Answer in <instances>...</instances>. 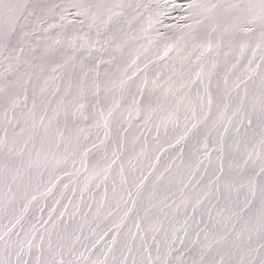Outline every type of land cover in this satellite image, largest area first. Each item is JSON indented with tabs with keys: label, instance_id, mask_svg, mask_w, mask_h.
I'll return each mask as SVG.
<instances>
[{
	"label": "snow or ice",
	"instance_id": "snow-or-ice-1",
	"mask_svg": "<svg viewBox=\"0 0 264 264\" xmlns=\"http://www.w3.org/2000/svg\"><path fill=\"white\" fill-rule=\"evenodd\" d=\"M142 7L0 0V264H264V0Z\"/></svg>",
	"mask_w": 264,
	"mask_h": 264
},
{
	"label": "bare ground",
	"instance_id": "bare-ground-1",
	"mask_svg": "<svg viewBox=\"0 0 264 264\" xmlns=\"http://www.w3.org/2000/svg\"><path fill=\"white\" fill-rule=\"evenodd\" d=\"M128 2L144 6L140 9L143 19L136 33L138 36H143L145 33L140 29L146 31L147 37L151 38L153 43L149 44L147 38L141 40L140 43L150 49L151 54L152 51L163 46L164 41L161 39V34L164 36L179 34L181 29L178 25L186 23L184 18L188 15L187 6L192 0H128ZM2 224H7V220H3Z\"/></svg>",
	"mask_w": 264,
	"mask_h": 264
}]
</instances>
